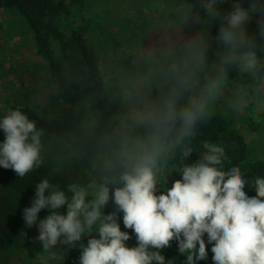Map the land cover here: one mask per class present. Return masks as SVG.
Returning <instances> with one entry per match:
<instances>
[{
  "label": "clouds",
  "instance_id": "9594fccd",
  "mask_svg": "<svg viewBox=\"0 0 264 264\" xmlns=\"http://www.w3.org/2000/svg\"><path fill=\"white\" fill-rule=\"evenodd\" d=\"M225 2L199 0L207 20L217 22L214 35L205 29L158 37L147 71L128 81L125 112L101 138L103 183H71L65 190L43 178L35 185L21 218L37 229L44 250L78 246L77 264H169L161 250L175 241L186 264H205L206 247L210 264H264V176L249 182L235 167L224 171L223 151L205 143L198 159L176 169L180 178L171 187L159 180L170 149L208 115L229 69L236 80L264 63V12L245 0H232L222 11ZM183 16L206 22L191 9ZM245 29L252 30L251 48ZM0 132V167L20 178L40 167L42 131L33 120L9 110L0 115ZM191 153L185 145L180 159L188 161ZM246 185L256 195L248 196ZM110 199L116 211L106 213Z\"/></svg>",
  "mask_w": 264,
  "mask_h": 264
},
{
  "label": "trees",
  "instance_id": "16d2710c",
  "mask_svg": "<svg viewBox=\"0 0 264 264\" xmlns=\"http://www.w3.org/2000/svg\"><path fill=\"white\" fill-rule=\"evenodd\" d=\"M139 1L143 11L153 12L154 18L158 8L172 3L162 4L165 0H160L156 6L151 5V0ZM245 3H253L264 12V0H245ZM122 4V0H0L3 12L19 20L22 18L28 25L34 55L46 66L49 82L54 86L52 97L62 110L56 115H43L36 108L21 102L10 105V100L1 107L7 112L13 109L22 111L42 131L41 144L51 139L64 151L57 158L41 151L40 167L24 178L0 167V264H77L78 246H63L58 250L56 246L44 250L35 239L34 227L24 226L21 210L30 204L35 185L43 178L66 190L69 183L57 182L56 178L61 175L60 171L63 174L66 170L62 165H70L75 171L85 174L88 179L84 184L82 181H71L83 186L103 183L108 175L104 168L106 157L101 138L119 124L122 96L120 92H112L111 85L105 80L102 71L104 63L101 64L99 54L106 53L103 48L108 45L105 39L109 38V34L112 37L122 36L130 48L135 41L141 40L137 39V34L146 35V29L153 26L141 19L137 23L139 27H135L134 22L140 19L138 16L141 14L132 8L124 9ZM231 4L232 0H226L221 10L230 9ZM173 8L178 9L173 6L171 10ZM191 8L188 5L187 9ZM175 15L171 11L170 19ZM160 17L163 19L164 14H159ZM216 24V21H208L207 24L213 35ZM176 25L172 21V26ZM140 27L141 30H137ZM251 31L245 29L246 48L252 47ZM112 44L120 46L119 40L112 41ZM132 57L124 56L121 66L124 68L126 61ZM209 57L211 63L214 53H210ZM237 108L245 114L238 115ZM248 135L252 138L249 139ZM260 135H264V63L258 64L254 74L241 75L236 80L232 79L229 69L226 83L211 102L208 115L197 123L191 137L170 149L163 161L164 176L159 180L171 187L172 181L180 178L176 169L183 163L198 159L205 143H213L224 153L221 160L223 170L235 167L251 182L257 176H264V153L255 147ZM0 140H3L2 132ZM185 145L192 148L188 161L180 159ZM44 157L53 163L52 168L43 165ZM109 186H112L111 183ZM244 191L250 197L256 195L251 185H246ZM104 211H116L111 199ZM39 215L43 217L46 211H41ZM121 230H126L122 221ZM128 231L131 232L130 229ZM127 243L130 246L136 243L134 235ZM161 251L169 264L183 263L184 256L178 253L175 241ZM207 251L206 247V261L210 264L211 255H207Z\"/></svg>",
  "mask_w": 264,
  "mask_h": 264
},
{
  "label": "rangeland",
  "instance_id": "374dc122",
  "mask_svg": "<svg viewBox=\"0 0 264 264\" xmlns=\"http://www.w3.org/2000/svg\"><path fill=\"white\" fill-rule=\"evenodd\" d=\"M159 1L160 0H151L150 3L151 5L158 6L157 4ZM169 1H172L174 4L171 3L165 8L162 7L157 9L159 12L156 13L155 18H158L159 14L162 13L164 14L163 19L160 17L158 20L153 21V19H155L153 12L143 11L139 5L142 3L141 1L122 0L123 4L121 7L124 9L132 8L136 13L141 14L138 16L140 19L134 22L135 27H139L137 23L141 22V19H144L147 23L151 22L153 26L150 29H146V35L140 36L137 34V39L140 38L141 40H139V42L135 41L133 45L131 44L130 48L126 46L125 38L116 35L112 37L108 33L109 38L105 39L108 45L103 48L104 51L108 53H101L99 56L101 58V64L104 63L102 71L105 75V80L111 85L112 92H120L123 97L128 81L132 77L147 71L149 58L154 50V45H156L158 37L176 31L196 33L205 29L212 34L207 25V17L199 8V0H165L162 4H166ZM146 3L149 4L148 2ZM188 5L192 6L191 10L193 13H198L202 20L206 22L193 24L191 20L184 19L183 14L180 13L184 12L182 10L187 9ZM173 6L178 9L175 10L173 8L171 10ZM171 11H174V14H176L173 19H170L171 16H169ZM126 12L129 11L126 10ZM171 20L178 25L172 26ZM137 30H141V27ZM113 31L116 32V29H113ZM29 34L31 35L28 25L22 18L19 20V18L12 17L0 9V115L7 114V109L1 107L7 100H10V105L17 102L29 105L36 108L43 115H56L62 110V107L54 101L52 97L54 86L49 82L46 66L43 61L34 55ZM120 34L121 33H119V35ZM118 40L120 46H113L112 41L116 42ZM114 55L116 56L114 57ZM129 55H133V57L138 55L141 56V58H130L126 61L125 67L123 68L121 65L124 61H122V59L124 56ZM120 106L121 118L125 112L123 99ZM236 113L238 115L245 114L240 108L236 109ZM248 138L251 139L252 137L248 135ZM255 147L260 152L264 153V135H260L259 138L256 139ZM41 151L47 152L49 156H53L54 158H57L60 154H64L62 153L64 152L62 147L51 139L42 142ZM43 160V165L46 168L50 169L53 167V163L49 162L47 157H44ZM58 166L59 164L56 167ZM62 168H66V170L70 168L71 170H65L63 174L62 171H60L61 175L56 176L57 182L61 181L70 184L71 181L75 180L78 182L82 181L84 184L88 179L85 174L75 171L70 165H62ZM162 176H164V170L159 178ZM0 224H2L1 219ZM37 234V229L34 227V236H37ZM61 248H63V245L57 246L56 250ZM207 255H210L208 251ZM11 263H13V261H11ZM20 263L21 262H19V264ZM208 263L209 261H205V264ZM181 264H186L185 257Z\"/></svg>",
  "mask_w": 264,
  "mask_h": 264
}]
</instances>
